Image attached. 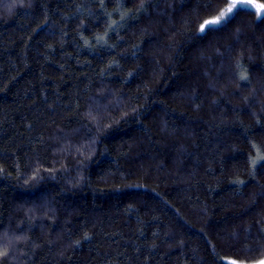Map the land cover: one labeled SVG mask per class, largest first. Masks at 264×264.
<instances>
[{
    "label": "trees",
    "instance_id": "16d2710c",
    "mask_svg": "<svg viewBox=\"0 0 264 264\" xmlns=\"http://www.w3.org/2000/svg\"><path fill=\"white\" fill-rule=\"evenodd\" d=\"M229 2L0 0V264L264 257V20L199 32Z\"/></svg>",
    "mask_w": 264,
    "mask_h": 264
},
{
    "label": "snow or ice",
    "instance_id": "6c2138e0",
    "mask_svg": "<svg viewBox=\"0 0 264 264\" xmlns=\"http://www.w3.org/2000/svg\"><path fill=\"white\" fill-rule=\"evenodd\" d=\"M103 2V0H101ZM142 7V5H141ZM256 9V15L261 20H264V3H254L253 0H231L227 7L219 12V15L213 19L205 20L199 28V32L202 35L207 34L210 31H217L226 24L229 20L233 19L240 11L246 10L251 12L252 9ZM6 253L0 251V256ZM229 264H237L236 261H229ZM258 264H264V260L258 262Z\"/></svg>",
    "mask_w": 264,
    "mask_h": 264
},
{
    "label": "rangeland",
    "instance_id": "374dc122",
    "mask_svg": "<svg viewBox=\"0 0 264 264\" xmlns=\"http://www.w3.org/2000/svg\"><path fill=\"white\" fill-rule=\"evenodd\" d=\"M229 1H230L229 3H231V0H229ZM253 2H254V3H258V4H259V3H263V2H260V1H258V0H253ZM253 10L256 12V9H255V8H253ZM215 16H217V15H215ZM215 16H212V17H210V18H207L206 20H208V19H213V18H215ZM204 21H205V20H204ZM204 21H203V22H204ZM203 22H202V23H203ZM202 23H201V24H202ZM201 24H200V25H201ZM199 28H200V27H199ZM233 260L236 261L237 264H258L259 261L264 260V257H263L262 259L258 260V261H255V262H242V261L235 260V259H233V258H225V261H226L228 264H229V261H233Z\"/></svg>",
    "mask_w": 264,
    "mask_h": 264
}]
</instances>
